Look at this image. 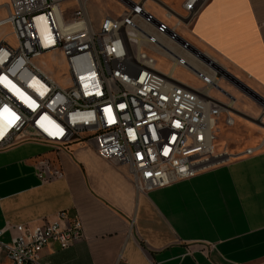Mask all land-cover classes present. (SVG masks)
Returning <instances> with one entry per match:
<instances>
[{"label": "built area", "instance_id": "obj_1", "mask_svg": "<svg viewBox=\"0 0 264 264\" xmlns=\"http://www.w3.org/2000/svg\"><path fill=\"white\" fill-rule=\"evenodd\" d=\"M89 1L3 4L0 28L9 26L16 44L0 39V150L23 142L56 151L72 143L92 144L103 159L125 165L143 193L236 156L215 150L221 113H226V124L233 121L231 107L211 95L212 88L221 89L218 81L212 86L183 82L174 71L185 66L174 64L163 48L151 41L163 52L155 47L150 53L141 42L131 45L135 34L148 42L145 34L192 45L178 29L190 26L208 0H182L181 12L153 0L161 16L147 8L146 0L132 1L121 15L106 14L98 25L91 19ZM63 3L69 7L61 11ZM139 19L155 35L139 27ZM49 51L64 61L60 80L34 61ZM159 54L171 59L169 70L158 67ZM33 167L41 183L63 177L59 164L44 154L34 158ZM6 231L12 232L8 242L1 239ZM82 237L79 218L60 210L54 219L44 217L39 223L6 222L0 227V254L9 264H50L41 258L50 241L68 248Z\"/></svg>", "mask_w": 264, "mask_h": 264}, {"label": "crops", "instance_id": "obj_2", "mask_svg": "<svg viewBox=\"0 0 264 264\" xmlns=\"http://www.w3.org/2000/svg\"><path fill=\"white\" fill-rule=\"evenodd\" d=\"M1 1L0 18L6 15V0ZM159 1L181 12L182 0ZM88 10L95 25L107 14L93 11L90 1ZM186 28L196 48L249 90L221 77L219 85L225 87L220 85L219 94L212 95L231 107L232 124H226L222 112L216 134L224 133L222 147L236 156L143 193L125 165L103 159L92 144L72 143L56 151L31 142L42 150L30 154L21 150L23 142L0 150V227L6 222L52 220L60 210L81 222L82 239L68 248L50 241L42 249V260L50 264H264V0H208ZM6 30L0 31V39L10 33V27ZM165 46L174 54L165 51L173 63L182 64L174 62V56H180ZM41 154L59 164L62 178L39 181L33 160ZM11 233L6 231L1 239L8 242ZM0 264H9L3 253Z\"/></svg>", "mask_w": 264, "mask_h": 264}, {"label": "rangeland", "instance_id": "obj_3", "mask_svg": "<svg viewBox=\"0 0 264 264\" xmlns=\"http://www.w3.org/2000/svg\"><path fill=\"white\" fill-rule=\"evenodd\" d=\"M135 1V0H132ZM132 1L131 0H90V3L92 4V8L93 11L98 12L100 9L103 10L105 13L110 14V15H121L123 13L124 10H126L127 6H131L132 5ZM140 1V0H139ZM1 0H0V4H1ZM145 5L147 6V8L152 11L156 16H161V11H159V9L150 1H146ZM67 7H69V5H67L66 3H63L60 5V10L63 11L65 10ZM102 11V12H103ZM137 25L139 27H141L143 30L147 31L148 34H154V31H151L148 27V25H145L144 23L141 22V20L139 19V21L137 22ZM7 27L9 26H4L2 28H0V31H2V34H4L5 30L7 29ZM189 28V26H182L179 27L178 32L186 39L188 40L193 46L195 45L194 42L191 40V38L189 37V34L186 32L187 28ZM7 31V30H6ZM155 35V34H154ZM4 37L7 39V41L10 44H16L15 43V39L14 36L11 33H7L4 35ZM159 38V40L161 41V43L168 45V46H174L176 47V45L171 42V40L167 37H163V36H157ZM140 42L142 43L141 46L145 49H147L150 53H153V48L157 47L156 49L159 52H163V50L161 48H159L157 45H155L152 42H148L146 41L144 38L140 39ZM132 46H136V43L131 42ZM195 47V46H194ZM196 48V47H195ZM199 51H201L202 53H206L205 51H203L200 48H197ZM175 52L179 53V55L181 57H183L185 60H189V62H191V64L194 66L193 69L195 70H199L209 74H212L211 71H208V67L206 65H204L203 63L199 62L198 60H195L191 57H188L186 50L181 49V48H175ZM57 52L56 51H49L46 52L44 54H42L40 57L35 58L34 61L36 62V64H38L39 66H41L46 72H48L53 78H55L56 80H60V75L65 73V65H64V61L60 58L57 57ZM157 58V62H158V67H160L161 69L164 70H169L170 69V64L172 63L171 59L165 55L159 54L156 56ZM210 70V69H209ZM174 74L177 78L187 81L193 85L196 86H205L207 85V83L205 81L202 80V78H198L196 76V73L192 70V69H186L183 66H177V68L174 71ZM205 74V73H204ZM223 80V78L220 77V79L218 80L217 84L219 85V81ZM221 87H225L224 83H220ZM219 85V86H220ZM212 86V85H210ZM218 91L216 88H212L211 90V95H218ZM224 140V133H220V134H216V142H215V150L216 151H227L226 146L222 147V142ZM220 147H222L223 149H221ZM21 150L26 151L27 153L30 154H34L37 153V151H41L42 149L34 143L31 142H26L25 144L21 145Z\"/></svg>", "mask_w": 264, "mask_h": 264}, {"label": "bare ground", "instance_id": "obj_4", "mask_svg": "<svg viewBox=\"0 0 264 264\" xmlns=\"http://www.w3.org/2000/svg\"><path fill=\"white\" fill-rule=\"evenodd\" d=\"M124 1H126V0H124ZM137 30H140L139 27H137ZM140 31H138V33ZM135 35H136V38L133 40H135V43H137V45H139L140 39L142 36L140 35L141 37H139L138 34H135ZM145 38L148 39L150 42L152 41V42L156 43L157 45L161 46L164 49V51H169V53H171L172 56L174 55L172 52H170L171 51L170 48L163 45L156 37H153V36L150 37V35L145 34ZM171 40H172V42H175L177 45H179L183 49H185L190 57H193L194 59L203 63L204 65H206L210 69L212 74H204L199 70L193 69L194 68L193 65L191 66L189 64V62L185 61L184 59H182L178 56H174V58H175L174 62L175 63H182V64L188 66L190 69H192L196 73V75L200 76L203 80H205L207 82L208 86L216 84V82L220 79V77H223V78H227V79L231 80L239 88L249 92V90L241 82H239L235 78H233L231 76V74H228L227 71H225V69L222 66L218 65L217 62L211 56H209L206 53H202L201 51H199L194 46L185 43V41L181 38H173ZM262 104H264V103H262ZM262 113H264V112H262ZM2 133H3V131L1 132V134Z\"/></svg>", "mask_w": 264, "mask_h": 264}]
</instances>
